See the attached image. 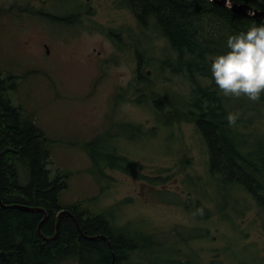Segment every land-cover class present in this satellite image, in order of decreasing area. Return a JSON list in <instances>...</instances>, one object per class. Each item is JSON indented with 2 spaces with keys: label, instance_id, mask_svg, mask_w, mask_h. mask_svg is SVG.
Here are the masks:
<instances>
[{
  "label": "rangeland",
  "instance_id": "374dc122",
  "mask_svg": "<svg viewBox=\"0 0 264 264\" xmlns=\"http://www.w3.org/2000/svg\"><path fill=\"white\" fill-rule=\"evenodd\" d=\"M31 2L0 0V9H23ZM37 5L45 8L42 15L0 14V71L3 76L31 73L18 81L9 97L23 116H34L36 126L51 141V176L69 173L60 203L82 202L101 212L113 207L116 226L152 231L154 238L180 247L183 242L170 231L185 235L195 230L193 235L207 239L185 237L190 261L264 264V222L259 221L263 213L253 197L240 186L221 191L222 186L208 175L209 153L200 131L190 123L167 127L154 111L150 91L186 97L191 85L183 74L164 67L173 54L153 24L135 38L138 25L117 0H38ZM70 15L67 23L61 21ZM109 31L120 34L116 41H129L133 51H126V44L116 48ZM133 53L144 65L137 74ZM142 70L153 72L147 85L140 83ZM234 97L237 101L228 113L238 114L242 123L252 121L248 128L252 134L246 135L240 123H234L226 125L223 135L234 147H253L264 140V110L259 99ZM163 105L161 114L168 109ZM112 121L121 136L110 140L114 152L140 168L133 173L104 169L111 177L110 187L104 188L106 179L100 181V173L92 170L83 145L103 134ZM125 124L156 131L134 135ZM94 196L92 203L85 202ZM205 199L212 213L198 221L193 207L198 200L206 203ZM210 200H217L214 206L220 213Z\"/></svg>",
  "mask_w": 264,
  "mask_h": 264
},
{
  "label": "trees",
  "instance_id": "16d2710c",
  "mask_svg": "<svg viewBox=\"0 0 264 264\" xmlns=\"http://www.w3.org/2000/svg\"><path fill=\"white\" fill-rule=\"evenodd\" d=\"M118 1L131 12L139 26L133 30L134 37L153 24L173 54L172 59L163 63L164 67L183 74L187 85H191L186 97L178 99L170 95L178 106H169L166 121L194 124L208 149V175L224 188L240 186L253 197L264 216V182L259 178H264V140L249 148L234 147L223 133L230 124L227 116L232 111L231 104L237 100L220 97L211 84L206 85L211 78V57L228 51V36L247 31L253 24L262 23V19L242 16L211 0ZM233 2L264 10L262 0ZM71 17L61 21L67 23ZM29 74L3 76L0 71V264H59L66 260H75L78 264H111L113 256V264H122L125 253L129 252L139 256L137 264H202L188 258L190 251L185 237L194 236L193 240H199L201 235H193L195 230L185 235L177 229L170 231L183 242L180 247L177 242L159 240L152 234L126 227L115 229L110 219L112 209L93 213L82 202L67 206L60 203L69 173L51 176L47 169L51 163L48 148L51 141L34 124L31 115L23 116L9 99V91L15 90L18 81ZM141 75V83L147 85L146 72ZM150 92L154 108L160 112L164 100L161 94ZM262 94L259 102L264 107ZM235 123H240L246 135L252 134L248 129L252 121L242 123L238 117ZM129 127L135 133L142 132L139 125ZM113 137L111 130H107L83 145L93 164L92 170L102 172L101 180L105 178L106 168L124 172L131 169L133 173L140 167L114 152L110 142ZM210 201L215 212L220 213L219 206H214L217 200ZM205 202L198 200L193 207V213L201 217L198 221L206 220L212 213L209 200ZM15 206L43 212L24 211ZM61 210L65 214L60 218L57 235L45 241L39 232L43 237H53ZM45 215L46 220L38 231ZM92 237L96 239L90 240Z\"/></svg>",
  "mask_w": 264,
  "mask_h": 264
},
{
  "label": "clouds",
  "instance_id": "9594fccd",
  "mask_svg": "<svg viewBox=\"0 0 264 264\" xmlns=\"http://www.w3.org/2000/svg\"><path fill=\"white\" fill-rule=\"evenodd\" d=\"M226 47L228 51L211 57V80L225 96L259 99L264 92V23L229 35ZM227 119L234 124L238 114L228 113Z\"/></svg>",
  "mask_w": 264,
  "mask_h": 264
},
{
  "label": "water",
  "instance_id": "95a60500",
  "mask_svg": "<svg viewBox=\"0 0 264 264\" xmlns=\"http://www.w3.org/2000/svg\"><path fill=\"white\" fill-rule=\"evenodd\" d=\"M214 3L216 4H219L221 6H224V7H228L230 8L231 11L237 13V14H240L242 16H249L248 12H254L255 13V16H258L260 18H263L264 19V13L263 12H259L257 11L256 9H254L253 7L249 6V5H246V4H236L235 2H233V0H212ZM16 208L18 209H21V210H24V211H30V212H34V211H40V212H43L42 210L40 209H34V208H29V207H24V206H15ZM65 213V211H62L61 213H59V216H58V220H57V224H56V233L53 237L51 238H46V237H43L42 234L39 232V235L45 240V241H49V240H52L58 233V226H59V221H60V218L61 216ZM46 220V215L44 216V218L42 219V221L39 223V226H38V231L40 230V227L42 225V223ZM77 228H78V224L76 225ZM102 239L106 240L105 237H101ZM90 240H95L96 238L92 237V238H89Z\"/></svg>",
  "mask_w": 264,
  "mask_h": 264
},
{
  "label": "flooded vegetation",
  "instance_id": "af4514ba",
  "mask_svg": "<svg viewBox=\"0 0 264 264\" xmlns=\"http://www.w3.org/2000/svg\"><path fill=\"white\" fill-rule=\"evenodd\" d=\"M37 2H38V0H33V2H31L28 6H24V8H28V10H30V11L33 9V15H37L38 13H40V15H42V11H44L45 8L44 7H39V5H37ZM75 6L78 9L80 8V5H75ZM31 7H33V8H31ZM2 10L8 11L10 13L17 14L22 9L20 7H9V8H2ZM72 23H73V21L71 22V24ZM109 36L114 38L115 41H112V43L114 44V46H116V48L120 49L122 44H126L127 45L126 51H131V52L133 51L132 45L130 44L129 41H116L118 39H121L120 34L114 33L113 31H109ZM123 52L124 51H122V53ZM135 58L137 59V68H136V74H137L139 72V70H141V68L144 67V65H143V62L136 55H135ZM140 61H141V63H140ZM125 255H126V261H127L128 258H129L128 253H125ZM124 263H122V264H124Z\"/></svg>",
  "mask_w": 264,
  "mask_h": 264
},
{
  "label": "bare ground",
  "instance_id": "6f19581e",
  "mask_svg": "<svg viewBox=\"0 0 264 264\" xmlns=\"http://www.w3.org/2000/svg\"><path fill=\"white\" fill-rule=\"evenodd\" d=\"M126 261V255H125V258L123 259L122 263H124ZM114 262V256L112 257V260H111V264H113Z\"/></svg>",
  "mask_w": 264,
  "mask_h": 264
}]
</instances>
